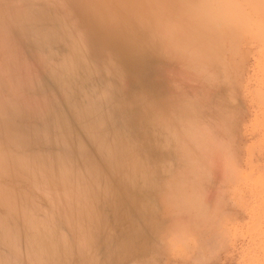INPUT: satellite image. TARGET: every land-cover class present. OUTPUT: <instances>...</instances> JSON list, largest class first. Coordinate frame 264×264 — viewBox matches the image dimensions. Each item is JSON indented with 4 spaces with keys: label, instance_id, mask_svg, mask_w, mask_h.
Returning a JSON list of instances; mask_svg holds the SVG:
<instances>
[{
    "label": "rangeland",
    "instance_id": "rangeland-1",
    "mask_svg": "<svg viewBox=\"0 0 264 264\" xmlns=\"http://www.w3.org/2000/svg\"><path fill=\"white\" fill-rule=\"evenodd\" d=\"M216 1L0 0V264H264V0Z\"/></svg>",
    "mask_w": 264,
    "mask_h": 264
},
{
    "label": "bare ground",
    "instance_id": "bare-ground-1",
    "mask_svg": "<svg viewBox=\"0 0 264 264\" xmlns=\"http://www.w3.org/2000/svg\"><path fill=\"white\" fill-rule=\"evenodd\" d=\"M180 1H181V0H180ZM208 1H209V0H208ZM215 1H216V0H215ZM239 1H243V0H239ZM246 1H247V0H246ZM253 1H256V0H253ZM178 2H179V1H178ZM183 2H184V1H183ZM221 2L232 3V4H235V5H238V4H239V3H238V0H217V1H216V3H221ZM249 2L251 3L252 1H249ZM243 3H244V1H243ZM255 4H256V3H255ZM249 6H250V5H249ZM256 6H258V4H257ZM258 7H259V6H258ZM239 8H241V7L238 6V9H237L235 12H228V13H223V14H224V16H229L228 18H230V16H232V17L234 18V19H232V21H235V20H236L237 23H236V21H235V23H236L237 25H239V24L242 25V24H245V22H244L243 19H246V18H245L244 16L242 17L243 14L240 16V13H239V10H240V9H239ZM253 8H254V7H253ZM261 9H262V8H261ZM195 10H196V9H194L193 11L195 12ZM196 11H197V10H196ZM253 11H254V9H253ZM253 11H252V12H253ZM258 11H260V8H259ZM254 12H255V11H254ZM261 12H262V10L260 11V14H259L260 17L264 15V14H261ZM189 13H191V11H190ZM241 13H242V12H241ZM247 13H248V12H247ZM258 13H259V12H258ZM258 13H257V14H258ZM191 14H192V13H191ZM191 14H190V15H191ZM194 14H195V13H194ZM218 14L220 15L221 13H218ZM225 14H226V15H225ZM238 14H239V15H238ZM253 14H254V13H253ZM23 15H24V14H23ZM185 15H186V14H185ZM197 15H198V14H197ZM259 15H258V16H259ZM191 16H192V15H191ZM194 16H195V15H194ZM200 16H201V15H200ZM200 16H199V17H200ZM202 16H203V14H202ZM204 16H205V15H204ZM224 16H223V17H224ZM239 16L241 17V19L243 18V19H242L243 21H241V19L239 18ZM195 17H196V19H198L197 16H195ZM219 17H220V16H219ZM263 17H264V16H263ZM204 18H205V17H204ZM221 18H222V16H221ZM226 18H227V17H226ZM257 18H258V17H257ZM22 19H24V18H22ZM199 19H200V18H199ZM238 19H240V22H239ZM259 19H260V18H259ZM230 20H231V19H229V24H230ZM260 20H261V19H260ZM211 21H212V20H211ZM227 21H228V19H227ZM227 21H226V23H227ZM245 21H246V20H245ZM205 22H206V21H205ZM263 22H264V21H263ZM229 24H228V26H229ZM214 25H215V24H214ZM216 25H217V24H216ZM233 25H234V24H233ZM226 27H227V26H226ZM236 27H238V26H236ZM258 27H260V28H259V29L257 28V29H258V33H257V34H258L259 37L261 36V38L263 39V37H264V36H263V35H264V30H262V29H263L264 27H261V26H258ZM245 28H246V27H245ZM229 29H230V28H229ZM241 29H242V28H241ZM243 29H244V28H243ZM260 29H261V30H260ZM236 30H237V29H236ZM243 31H244V30H243ZM259 31H261L260 33H261V34L263 33V34L261 35V34L259 33ZM3 34H4V33H3ZM237 35H238V34H237ZM262 36H263V37H262ZM3 37H4V36H3ZM5 38H6V37H5ZM6 40H7V39H6ZM233 41H234V40H233ZM235 42H237V41H235ZM262 42H263V41H262ZM5 43H7V42H5ZM7 46H8V45H7ZM6 59H7V58H6ZM9 59L12 60V57L9 58ZM13 60H14V59H13ZM9 63H10V61H9ZM15 63H16V62H15ZM15 63H14V64H15ZM9 71H10V70H9ZM11 71H12V70H11ZM7 72H8V70H7ZM13 74H14V73H13ZM7 76H8V75H7ZM11 77H12V76H11ZM11 77L9 76V78H11ZM9 78H6V79H9ZM13 81H14V79H13ZM5 82L7 83V80L4 81V83H5ZM14 82H16V81H14ZM11 83H12V82H11ZM7 88H8V87H7ZM45 88H46V87H45ZM17 89H18V88H17ZM16 91H17V90H16ZM19 94H20V93H19ZM261 94H262V93H261ZM263 95H264V94H263ZM1 97H2V96H1ZM1 97H0V98H1ZM3 97H4V96H3ZM261 97H262V96H261ZM20 98H21V97H20ZM263 99H264V98H263ZM19 104H20V103H19ZM15 107H16V106H15ZM12 108H14V107H12ZM19 118H20V117H19ZM65 118H66V117H65ZM17 129H19V128H17ZM6 134H7V133H6ZM0 157H1V156H0ZM0 160H1V158H0ZM1 162H2V161H1ZM1 169H2V167H1ZM8 169H9V168H8ZM2 171H3V170H2ZM5 171H6V170H5ZM8 171H9V170H8ZM2 174H3V173H2ZM4 174H5V172H4ZM3 176H5V175H3ZM0 185H1V184H0ZM2 185H3V184H2ZM2 187H3V186H2ZM0 188H1V187H0ZM4 189H5V188H4Z\"/></svg>",
    "mask_w": 264,
    "mask_h": 264
},
{
    "label": "clouds",
    "instance_id": "clouds-1",
    "mask_svg": "<svg viewBox=\"0 0 264 264\" xmlns=\"http://www.w3.org/2000/svg\"><path fill=\"white\" fill-rule=\"evenodd\" d=\"M203 7L209 11V12H214V13H228V12H235L238 9V5L232 4V3H226V2H221V3H209L206 5H203ZM191 194V193H189ZM178 225H172L170 227V232L172 228H178ZM169 241L172 239V235H168L167 237Z\"/></svg>",
    "mask_w": 264,
    "mask_h": 264
}]
</instances>
